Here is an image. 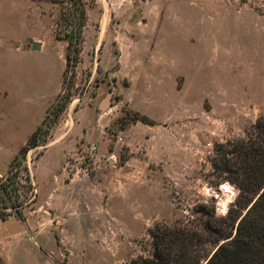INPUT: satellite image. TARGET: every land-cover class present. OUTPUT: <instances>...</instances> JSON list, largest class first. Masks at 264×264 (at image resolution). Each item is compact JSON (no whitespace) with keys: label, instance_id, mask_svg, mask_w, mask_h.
Here are the masks:
<instances>
[{"label":"rangeland","instance_id":"1","mask_svg":"<svg viewBox=\"0 0 264 264\" xmlns=\"http://www.w3.org/2000/svg\"><path fill=\"white\" fill-rule=\"evenodd\" d=\"M81 8L86 21L78 43ZM44 15L39 55L51 66L50 77L43 85L11 86L30 101L13 99L10 85L0 79V186L19 151L9 142L13 129L31 111L32 100L36 115L58 85L61 67L52 39L72 35V48L39 147L21 160L18 190L4 205L0 199V214L50 216L41 208L43 180L46 170L59 169V155L50 154L49 166L42 161L34 171L33 163L46 146L52 149L54 133L69 146L76 143L65 163L76 161L83 179L64 192V180L53 179L56 195L47 200L57 218L40 226L41 250L23 242L14 264H127L146 255L148 231L156 225L195 226L200 222L194 210L212 204L216 217L226 218L239 192L227 181L211 185L210 160L215 143L242 136L264 117V0H45ZM165 38L174 61L167 123L152 120L151 130L131 129L120 142L119 131L136 124L131 112L147 116L141 110L153 107L149 96L140 95L154 92L149 55ZM208 90L216 93L213 116L212 103L203 99ZM83 132L94 140L87 145L97 148L89 166L82 158ZM9 228L0 221V235Z\"/></svg>","mask_w":264,"mask_h":264},{"label":"trees","instance_id":"2","mask_svg":"<svg viewBox=\"0 0 264 264\" xmlns=\"http://www.w3.org/2000/svg\"><path fill=\"white\" fill-rule=\"evenodd\" d=\"M85 21V9L81 8L78 43ZM72 37L55 36L57 40L67 42L66 60L72 48ZM75 52L78 54L79 48H75ZM65 105L58 110L59 113ZM131 114L134 117L132 123L155 124L139 112L133 111ZM46 117L9 165L7 182L0 186L3 205L11 201L14 191L18 190L15 185L19 183L18 167L29 149L39 147L38 139ZM44 133L48 134L47 131ZM210 164L214 177L212 186L218 187L227 181L239 192L226 218L216 217L214 205L207 201V204H212L211 208L194 210L200 222L195 226L161 224L150 229V249L146 255L138 256L127 264H264V117L258 118L242 136L215 143ZM24 181L30 184L29 176L26 175ZM11 207L15 208L13 203ZM7 216L0 214V219L6 220ZM15 216L23 221L20 213L16 212ZM207 245L214 249L208 250ZM0 264H3L1 260Z\"/></svg>","mask_w":264,"mask_h":264},{"label":"crops","instance_id":"3","mask_svg":"<svg viewBox=\"0 0 264 264\" xmlns=\"http://www.w3.org/2000/svg\"><path fill=\"white\" fill-rule=\"evenodd\" d=\"M44 4L45 0H0V64L3 66L2 72H0V79L3 80L6 86L21 85L28 87L32 85H43L51 75V66H46L45 63L40 60L39 55V51H41L44 46L39 25V21H43L45 17ZM52 40L56 44L55 55H57V57H55V59L57 58L61 67L58 71V85L55 92L52 93L51 97L48 99V104L43 106L41 112H38L36 115L34 113L38 105L32 100L31 111L25 113V116L23 118L21 117V123L16 125L15 129H13L9 142L17 151L26 144L31 134L40 126L46 117L47 111L54 101L62 82L66 64L67 42L57 40L56 38ZM166 40V38L162 40V44L156 46L149 55L150 76L148 78V84L152 86L154 92L147 96L145 94L140 95L145 98L149 96L150 101L154 102L149 112L145 110H141V112L146 114L155 123L162 125L167 123V111L169 107L167 89H171L174 64L173 52L168 49ZM32 44L38 45V50H32ZM57 44H62V47H58ZM179 57L182 59L183 54L180 53ZM206 92H203V99L204 101L206 100L212 103H210V114L213 116V112L216 111V107L213 105L216 93L210 90ZM27 95L25 92L19 93L18 90L11 87V97L13 99L21 97L22 99L25 98L24 100L30 101ZM134 128H140L146 132L152 129V127L145 124H132L125 130L119 131L120 142L123 141V138L120 136H127L130 130ZM83 136L84 141H80L81 147L84 148L88 142L93 143L94 140L91 138L88 139L84 132ZM53 138L55 141L53 142L52 149H50L51 146H46L43 155L33 163L34 171L42 161L44 165L49 166L47 158L50 154L58 153L59 155V169L52 172L46 170L44 176V179H46L43 180V184L46 186L47 190L42 196L43 205L41 208L49 213L50 216L47 217L41 214L40 218L34 219L31 218L30 215L25 214V219L23 221L14 215L9 216L6 220L0 219L4 224H11V228L4 231L5 234L0 235V260L3 264H14V261L22 254L20 247L23 242L33 244L37 250H41L40 246L42 245V238L45 231L41 229L40 226L44 225L46 221L53 223L57 218V213L48 205L47 200L49 197H54L56 195V187L53 179L64 180L62 187L63 192L66 190L65 188L75 185L74 182L77 179H83L82 176H79L80 168L76 164V161L71 162L69 160V163H65V157L67 158L68 154L72 158L75 155L73 150L77 147L76 143H72V145L69 146L63 141L65 137L62 138L61 134L57 135L54 133ZM128 146L127 144V147ZM15 155L14 153L12 159ZM76 160H80V158ZM31 178L39 190V185L35 180V176ZM66 179L69 181L66 182ZM33 220L38 221L39 227Z\"/></svg>","mask_w":264,"mask_h":264},{"label":"built area","instance_id":"4","mask_svg":"<svg viewBox=\"0 0 264 264\" xmlns=\"http://www.w3.org/2000/svg\"><path fill=\"white\" fill-rule=\"evenodd\" d=\"M96 152H97V148L95 147V145H87L86 146V151L83 155V162L87 163L88 166L94 163L95 157H96ZM109 161L110 162H114L115 161V157L113 155H111L109 157ZM84 172L87 171L86 168L83 169Z\"/></svg>","mask_w":264,"mask_h":264},{"label":"water","instance_id":"5","mask_svg":"<svg viewBox=\"0 0 264 264\" xmlns=\"http://www.w3.org/2000/svg\"><path fill=\"white\" fill-rule=\"evenodd\" d=\"M31 48H32V50H38L39 46L36 44H32ZM218 190H220V189H218Z\"/></svg>","mask_w":264,"mask_h":264},{"label":"bare ground","instance_id":"6","mask_svg":"<svg viewBox=\"0 0 264 264\" xmlns=\"http://www.w3.org/2000/svg\"><path fill=\"white\" fill-rule=\"evenodd\" d=\"M227 184L222 185V189L227 190Z\"/></svg>","mask_w":264,"mask_h":264}]
</instances>
